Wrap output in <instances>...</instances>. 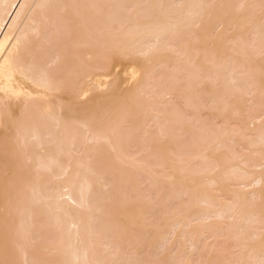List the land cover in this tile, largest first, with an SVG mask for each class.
I'll return each instance as SVG.
<instances>
[{"label":"bare ground","instance_id":"obj_1","mask_svg":"<svg viewBox=\"0 0 264 264\" xmlns=\"http://www.w3.org/2000/svg\"><path fill=\"white\" fill-rule=\"evenodd\" d=\"M259 101L264 0H0V264H264Z\"/></svg>","mask_w":264,"mask_h":264},{"label":"rangeland","instance_id":"obj_2","mask_svg":"<svg viewBox=\"0 0 264 264\" xmlns=\"http://www.w3.org/2000/svg\"><path fill=\"white\" fill-rule=\"evenodd\" d=\"M161 75H162V74H161ZM164 75H167V76L163 77ZM164 75L161 76L162 79L165 78V80H163L162 85H164V84L166 83L164 86H168L167 83H169V82H168L169 80H167L166 78L171 79V76L168 75V74H164ZM215 78H216V77H215ZM164 81H165V83H164ZM170 82H171V80H170ZM169 86H171V83L169 84ZM166 88H170V87H166ZM258 98H259V97H258ZM260 100H261V98H260ZM262 100H263V99H262ZM262 100H261V101H262ZM261 101L256 102L255 105L258 106V107H262V106H260V105L262 104L263 107H264V102H261ZM204 102H205V104H207V105H209V103H210L209 101H207V102H208V103H207L206 100H205ZM205 104H204V105H205ZM181 105H182V104H181ZM256 106H255V108H256ZM179 108H180V106H179ZM181 108H182V109H180V111L183 112V111H184V110H183V105H182ZM257 109H261V108H257ZM262 110H263V109H262ZM202 117H203V118L205 117V118L207 119V121L210 120L209 118H207V117H208L207 114H206V115L203 114ZM209 117H210V116H209ZM210 118L212 119V117H210ZM206 119H204V121H205ZM213 120H214V119H213ZM213 120H212V121L210 120V123H209V121H208L209 124L206 122L207 125L210 126V125H213V122H214V123L217 122V121L215 122V120H214V121H213ZM200 121H202V120L200 119ZM202 122H203V121H202ZM204 123H205V122H203V124H204ZM216 124H217L218 126H220L219 123H216ZM217 125L214 124V126H217ZM218 126H217V127H218ZM139 136H140V135H138V137H135V138H136L135 140H137V142H138L139 140H141V137H139ZM184 136H185V135H184ZM189 136H190V135L187 134V137H183L184 139L182 138V140H184V142L181 140L182 143H184V144L187 143V144H188V143L192 142V143H190V145H193V144L197 145L198 141H197V143H195L196 141L191 140V139H193L192 135H191V137H189ZM188 137L190 138L189 140H191V141H189V142H187V138H188ZM137 138H138V139H137ZM185 141H186V142H185ZM140 142H141V141H140ZM198 144H199V143H198ZM142 179H143V177L141 176V181H138V183L140 182V183H139L140 185H141V184H147V185H148V182L146 181V179H145L144 181H142ZM114 180L116 181L117 179L115 178ZM114 180H113V178H111V181H114ZM138 180H140V177L138 178ZM146 182H147V183H146ZM143 186H144V185H142L141 187H143ZM144 187H145V186H144ZM149 188H150V187H149ZM127 189H129V187H128ZM141 189H142V188H138L137 191H138V192H140V191H141V192H144V190H143L144 188H143L142 190H141ZM102 193H103V192H102ZM102 193H99V192H98V194H100V195H99V198H101L100 196L102 195ZM104 196H105V195H104V193H103L102 197H104ZM153 197L156 198L155 195L153 196V194H152V198H153ZM183 202H186V199H185V201H183ZM172 207H175V205L172 206ZM155 214H156V216L158 217V216H160L161 213L159 214V210H157V211L155 212ZM155 214H154V215H155ZM156 216H155V217H156ZM220 240H221V239H220ZM205 241L208 242V240H205ZM223 242H224V241H221V242H220V244H221L222 246L224 245ZM202 243H203V242H202ZM202 243H201V246H202V248L204 249V248H205V245H204V243H203V244H202ZM211 243H212V242H211ZM211 243H210L211 246H212V245H213V246H216L215 243H214L215 245H214L213 243H212V244H211ZM205 244H206V243H205ZM220 244H218V245H220ZM203 245H204V247H203ZM210 245H209V243H208V247H207V249L205 250V251H207V253H206L207 257H206V259L204 258L206 255L202 252V253H203V254H202V257H203V255H204L203 258H204L206 261L209 260L208 255H209V251L211 250V249H210ZM206 246H207V244H206ZM222 246H221V248H222ZM225 246L230 247V246H228V245H225ZM225 246H224V247H225ZM227 247H226V248H227ZM202 248H201V249H202ZM211 248H212V247H211ZM231 248H232V247H230V248H228V249H229L232 253H234V255H232V254H228V252H229V253H231V252H230V251H226L227 249H225V252H227V253H225V255L227 254L226 257H227V258H230L229 260L227 259V262H228V261L231 262L232 260H235L236 257H237V256H235V254H236L235 250H233V248H232V249H231ZM234 249H235V248H234ZM203 251H204V250H203ZM145 252H146V251H145ZM145 252H144V253H145ZM144 253H143V255H144ZM229 255H231V256L229 257ZM133 257H134V256H133ZM202 257H201V258H202ZM233 257H235V259H232ZM125 258H126L125 261L128 262V263H129V262L131 263V261H132L133 264L136 263V260L132 259V257L130 256V254H129V256L126 255ZM129 258H131L132 260L130 261ZM203 258H202V259H203ZM128 259H129V261H128ZM202 259H200V260H202ZM207 259H208V260H207ZM133 260H134V261H133ZM156 260H158V262H160V263H162V262H161L162 260H163V263H167L166 260H164V259L161 260V258H160V259H159V258H156ZM175 261H176V260H174V262H175ZM150 262H151V263H150ZM154 262H155V260H154V261H153V260L149 261L150 264H152V263L154 264ZM158 262H156V263H158ZM170 262H171V260H170ZM170 262H169V260H168V264H171V263H172V262H171V263H170ZM202 262H203V261H202ZM202 262H201V263H198V264H203ZM208 262H209V261H208ZM210 262H211L212 264L216 263L215 261H214V263H213V261H210ZM232 262H233V261H232ZM132 263H131V264H132ZM149 263H148V264H149ZM163 263H162V264H163ZM175 263H176V262H175ZM211 263H210V264H211ZM158 264H159V263H158ZM217 264H218V263H217Z\"/></svg>","mask_w":264,"mask_h":264}]
</instances>
